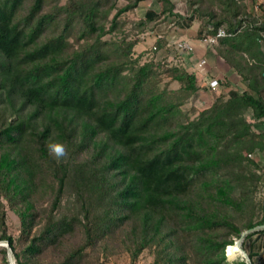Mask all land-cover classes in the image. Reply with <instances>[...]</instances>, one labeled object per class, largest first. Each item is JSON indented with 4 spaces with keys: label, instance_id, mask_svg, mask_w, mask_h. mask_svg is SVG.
I'll use <instances>...</instances> for the list:
<instances>
[{
    "label": "trees",
    "instance_id": "trees-1",
    "mask_svg": "<svg viewBox=\"0 0 264 264\" xmlns=\"http://www.w3.org/2000/svg\"><path fill=\"white\" fill-rule=\"evenodd\" d=\"M54 1L47 9L49 0H0V198L18 215L26 242L39 216L34 200L42 187L52 184L50 210L24 246L7 234L0 199V240L7 242L16 264H31L32 256L57 246L80 224L83 245L51 263L78 264L85 246L141 216L145 222L155 218V230L161 222L172 224L166 234L171 252H158L151 264H188L186 243L179 238L189 235L196 237V255L203 254L207 264H220L233 239L218 242L200 232L225 225L238 238L241 228L198 212L184 199L208 174L225 172L217 180V194L225 205L234 206L228 189L245 179L247 167L256 163L247 153L264 150V100L258 95L264 80L258 46L264 37V14L262 19L251 18L242 0H188L191 7L198 5L192 12L204 19L199 38L218 28L230 33L217 39V50L256 95L230 88L196 118L184 121L180 105L197 90L195 72L165 66V73L180 85L168 98L152 84L159 63H140V55L133 57L136 37L102 38L121 31L117 16L143 0H126L111 19L116 0ZM161 1L160 12L145 11L138 31L162 15L177 16L180 28L190 26L192 15L182 17L169 0ZM164 43L159 36L153 51ZM247 111L258 132L246 120ZM57 142L67 153L60 159L53 151ZM233 166L234 173L240 169L234 176L226 170ZM66 195L74 197L77 213L54 214ZM245 226L249 232L241 246L252 264H264V250L253 252L250 245L253 234L260 235L264 245V215L259 221L251 216ZM144 246L145 240L134 255ZM1 251L5 256L7 248Z\"/></svg>",
    "mask_w": 264,
    "mask_h": 264
},
{
    "label": "rangeland",
    "instance_id": "rangeland-1",
    "mask_svg": "<svg viewBox=\"0 0 264 264\" xmlns=\"http://www.w3.org/2000/svg\"><path fill=\"white\" fill-rule=\"evenodd\" d=\"M65 0H59V4H63ZM173 5V12L179 14L182 17H189L192 15V20L188 28H180L177 26V16L162 17L156 21L146 22L143 26L142 31H138L140 28L139 22L142 21L145 11L148 8L154 9L158 12L161 11L163 2L161 0H143L135 8L122 11L117 16L118 24L121 25L122 30L114 33H106L102 38L106 40H118L122 36H127V39L136 37L138 42L133 48V57L140 55V63L153 60L159 63L158 67L155 68V77L153 78L152 84H155L156 91H165L168 98L172 96L173 90L179 89L180 85L177 81L171 79L165 73V66H182L189 72H195L196 87L197 90L188 95L186 98L183 97V92H179L178 99L183 97V101L180 105L181 119L191 120L197 117L199 112L203 109L208 108L213 99L218 94L226 93L229 86L239 91H246L256 95V92L250 90L246 86V81H243L239 74H235L234 80L229 81L226 77L222 76V73L227 74L229 67L227 63L219 54L218 44H206L199 38L197 34L198 30L203 24L204 19L194 14L192 8L197 7V4L190 6L188 0H169ZM126 0H116L115 7L110 11L108 18L111 19L118 8L123 7L126 4ZM260 0H248L243 2L247 7V13L251 18L262 19L263 10L259 8L261 3ZM55 3L54 0H49L47 9ZM259 4V5H258ZM257 6V7H256ZM218 11L216 7H212ZM158 21V22H157ZM108 23H106V27ZM264 35V33H260ZM159 36H164L166 43L162 47L153 51V46L156 39ZM186 38V39H185ZM188 40L193 44V50L187 52L185 50H179L175 46L180 40ZM207 48H204L200 44ZM261 57L264 58V37L258 42ZM209 51L214 56L218 54V59L225 66L224 71L215 64L208 65V59L204 55H200L201 50ZM208 53V52H206ZM208 55V54H207ZM197 58V59H196ZM201 58L205 59L206 63L199 67L200 70L195 68V64ZM211 58V57H210ZM250 61L251 58L247 57ZM264 61V60H263ZM252 62V61H251ZM253 63V62H252ZM211 66V67H209ZM264 68V64L260 65ZM213 67V68H212ZM221 69V70H220ZM216 70V71H215ZM217 72V74H216ZM207 74V77L204 76ZM209 75V76H208ZM218 75V77H216ZM212 78H218L220 80V87L211 89L207 85V80ZM260 80V79H258ZM261 85L259 88V96L264 100V80H260ZM174 95V94H173ZM175 96L172 99H175ZM246 120L251 124L252 131L258 132L259 128L256 125L251 113L247 111L245 113ZM246 152V151H244ZM249 158L255 160V165H249L246 170V178L240 179L234 183V188L228 189L227 195L232 199L236 200L234 206L225 205L220 196L217 194V180H222L225 177V172L221 174L214 173L206 176V181L200 183L198 187L184 200H187L194 209L198 212L205 214L206 216H216L220 219H226L233 222L235 225L241 228V235L243 236L249 232L246 228L249 218L253 216L254 221H259L264 215V150L261 151L256 148L253 152L247 153ZM232 176L237 174L240 169L236 167L234 173L233 168L226 169ZM258 175V178H254L252 175ZM215 176V177H214ZM236 177V175H235ZM237 178V177H236ZM52 186V184H50ZM203 185V186H202ZM206 185V186H205ZM51 186L46 185L42 187L40 195L37 200H34L33 206L39 210V216L33 222V226L30 230V236L26 242L20 236V220L18 215L12 210L8 203L2 199V203L5 205L6 210V232L13 240L15 244L21 246L29 242V240L40 230L45 213L50 210V198H51ZM20 207V204L17 205ZM78 206H74V197L70 198L66 195L61 200V205L52 211L58 215L61 212L67 214H75L78 211ZM155 218H150L148 221H144L141 216L132 219L131 221L121 225L120 227L107 232L102 238L94 240L91 245L85 246L81 256L78 257V264H151L158 252L168 254L171 249L167 248V241L169 240L168 235L171 227L170 221L161 222L160 227L155 230L151 222ZM259 227V226H257ZM205 231L200 235H203L207 239L215 241H223L226 238H232V244L226 245L224 248L225 259L220 264H234V262L244 261L246 264H252L248 258L246 251L242 248V236L236 237L233 235L232 229L223 226H216L213 228L204 229ZM190 233V232H189ZM143 235H145L143 237ZM186 243V250L189 254L187 258L188 264H207L204 262L205 257L203 254L200 256L196 255L193 251L194 240L196 237L189 235L187 238L182 237L179 240ZM145 240V246L137 251L134 255L136 247ZM238 241L241 249L243 250V256L241 249L236 242ZM84 243V234L80 224L77 225L75 231L71 234L66 235L61 242L54 247H48L36 256H32L31 264H51L62 260L64 257L69 255L75 249L81 247ZM237 245L239 252L236 255H228V247ZM253 252H262L264 245L262 246L261 236L253 234L250 242ZM2 247L7 248L6 255H3ZM197 247V245H196ZM177 248H180L179 246ZM203 253V252H202ZM247 256V257H246ZM220 257V255H218ZM7 261L8 264H16L11 249H8V244L5 240H0V264H4ZM262 264V263H259Z\"/></svg>",
    "mask_w": 264,
    "mask_h": 264
},
{
    "label": "built area",
    "instance_id": "built-area-1",
    "mask_svg": "<svg viewBox=\"0 0 264 264\" xmlns=\"http://www.w3.org/2000/svg\"><path fill=\"white\" fill-rule=\"evenodd\" d=\"M238 1H240V0H238ZM242 1L243 2H246L248 0H242ZM209 29H212V27H209ZM225 36H230V33L227 32L223 28H218L214 34H208L206 37H204L202 39V41L205 42L206 44H215L217 42V39L219 37H225ZM177 45H178V47L180 49L185 50L187 52H191L193 50V44L190 41L185 40V39L180 40L177 43ZM205 63H206L205 59L201 58L195 64V68H197L198 70H200L199 67H202V65H204ZM204 76L207 77V74L204 75ZM206 83H207L208 87L211 88V89H216V88L219 87V81H218L217 78L210 77V79H208Z\"/></svg>",
    "mask_w": 264,
    "mask_h": 264
},
{
    "label": "crops",
    "instance_id": "crops-1",
    "mask_svg": "<svg viewBox=\"0 0 264 264\" xmlns=\"http://www.w3.org/2000/svg\"><path fill=\"white\" fill-rule=\"evenodd\" d=\"M259 3H261V4H264V0H260V2ZM259 5V4H258ZM257 7V6H256ZM263 7H264V5H263ZM259 8H261V7H259ZM186 39V38H185ZM205 43H203L202 42V44H200L201 46H203L204 48H207V46H205L204 45ZM206 52H208V53H206ZM208 54V55H207ZM200 55H202V57L204 56V55H206L205 57L208 59V62H207V64L208 65H211V64H213L214 65V63H215V61H216V59H217V62L215 63V64H217V66L218 67H220L221 69H222V71H224L223 70V68L224 69H226L225 68V66L220 62V60L217 58L218 57V54H216V56L217 57H215L216 59L214 60V56L212 57L211 55V53L209 52V51H206L205 49L204 50H201V52H200ZM222 56V55H221ZM211 57V58H210ZM223 57V56H222ZM197 59V58H196ZM263 60H264V58H263ZM263 63H264V61H263ZM227 66L229 67V70H228V72H226L227 74H224V73H222V76L223 77H226V79L228 80V78H229V81H231V80H234V76H235V74L237 73V71H235L232 67H230L228 64H227ZM209 67H211V66H209ZM213 68V67H212ZM220 69V70H221ZM216 71V70H215ZM216 74H217V72H216ZM216 77H218V75L216 76ZM231 88V86H229L228 87V89H230ZM227 89V90H228Z\"/></svg>",
    "mask_w": 264,
    "mask_h": 264
},
{
    "label": "clouds",
    "instance_id": "clouds-1",
    "mask_svg": "<svg viewBox=\"0 0 264 264\" xmlns=\"http://www.w3.org/2000/svg\"><path fill=\"white\" fill-rule=\"evenodd\" d=\"M53 151L57 159L63 158L67 155L66 149L59 142L54 145Z\"/></svg>",
    "mask_w": 264,
    "mask_h": 264
},
{
    "label": "bare ground",
    "instance_id": "bare-ground-1",
    "mask_svg": "<svg viewBox=\"0 0 264 264\" xmlns=\"http://www.w3.org/2000/svg\"><path fill=\"white\" fill-rule=\"evenodd\" d=\"M236 242L239 245V242L238 241H236ZM240 249H241V247H240ZM238 252H239V248L237 245H232V246L228 247V253H227L228 255L233 256V255H236ZM240 252H242V250ZM242 254H243V252H242Z\"/></svg>",
    "mask_w": 264,
    "mask_h": 264
},
{
    "label": "water",
    "instance_id": "water-1",
    "mask_svg": "<svg viewBox=\"0 0 264 264\" xmlns=\"http://www.w3.org/2000/svg\"><path fill=\"white\" fill-rule=\"evenodd\" d=\"M239 246H240V244H239ZM8 249H10L9 246H8ZM241 250H242V249H241ZM242 252H243V250H242ZM243 256H245V254H243ZM246 257H247V256H246Z\"/></svg>",
    "mask_w": 264,
    "mask_h": 264
}]
</instances>
